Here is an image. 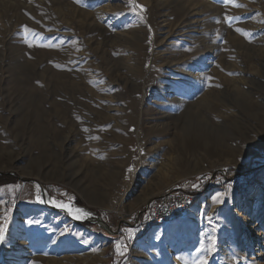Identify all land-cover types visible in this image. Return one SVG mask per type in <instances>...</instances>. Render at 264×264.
I'll return each instance as SVG.
<instances>
[{"label":"rangeland","instance_id":"374dc122","mask_svg":"<svg viewBox=\"0 0 264 264\" xmlns=\"http://www.w3.org/2000/svg\"><path fill=\"white\" fill-rule=\"evenodd\" d=\"M263 59L264 0H0V264H264Z\"/></svg>","mask_w":264,"mask_h":264},{"label":"trees","instance_id":"16d2710c","mask_svg":"<svg viewBox=\"0 0 264 264\" xmlns=\"http://www.w3.org/2000/svg\"><path fill=\"white\" fill-rule=\"evenodd\" d=\"M262 164H259L257 162H254L253 165L250 167L249 170H247L244 173H241L240 176H244L245 180L249 179L250 177H253L255 174H257L258 171H260V169L262 168ZM219 175L218 173L213 175L211 180L209 181L208 179H204L201 182V187H199V189L196 190V192L194 193V198L193 201L198 197L199 194H201L202 192H204L205 190H207L208 188L212 187V186H217L219 184V182L216 179V176ZM239 175V174H238ZM209 181V183H208ZM16 182V179L8 174H0V186L9 184V183H14ZM208 183V184H207ZM50 193L52 194H61L62 189L58 188V187H53V188H48ZM80 225H82L83 227L86 228H92L95 227L96 231L106 235L107 233L102 230L101 228L97 227L94 224H91L89 222H80ZM145 229V228H144ZM144 231H138L135 227H128L127 225L124 226L123 231L121 232V235L123 236V240H120V236L119 237V243H120V249H118L116 255V258L114 259L115 264H127L128 263V249L131 245L132 242V235H134L133 237H141L143 235ZM108 236L109 239H113L114 236H110V235H106ZM129 236V237H128ZM128 237V238H127ZM117 238V237H116ZM118 239V238H117Z\"/></svg>","mask_w":264,"mask_h":264},{"label":"built area","instance_id":"2783aa9c","mask_svg":"<svg viewBox=\"0 0 264 264\" xmlns=\"http://www.w3.org/2000/svg\"><path fill=\"white\" fill-rule=\"evenodd\" d=\"M192 203V197L189 194L179 196L174 193H166L161 197L159 203L153 207V211L146 224H160L179 215H183L189 211Z\"/></svg>","mask_w":264,"mask_h":264},{"label":"bare ground","instance_id":"6f19581e","mask_svg":"<svg viewBox=\"0 0 264 264\" xmlns=\"http://www.w3.org/2000/svg\"><path fill=\"white\" fill-rule=\"evenodd\" d=\"M179 9H180V11H183V10H185L184 9V6H179L178 7ZM264 60V59H263ZM70 90V89H69ZM70 92H72V94H77V91H70ZM68 93V95L70 94L71 95V93ZM79 92H81V91H79ZM205 104V105H204ZM204 104H201L200 106V108H205L206 106H209L210 104L209 103H204ZM208 108V107H207ZM188 116V115H187ZM40 195V194H39ZM44 202H45V200H44ZM49 202H50V200H49ZM45 204V203H44ZM50 205H52L53 203L52 202H50L49 203ZM49 206V205H48ZM63 206V205H62ZM66 206H68V205H66ZM50 207V206H49ZM61 207V206H60ZM75 208V207H74ZM70 209V208H69ZM69 211V210H68ZM74 211V210H73ZM72 212V211H71ZM79 218H83V217H86V218H88V219H91V220H95L94 219V217H91V216H87V215H84V214H81V213H79V210H76L75 212H74ZM179 222H177L175 225L176 226H179Z\"/></svg>","mask_w":264,"mask_h":264},{"label":"water","instance_id":"95a60500","mask_svg":"<svg viewBox=\"0 0 264 264\" xmlns=\"http://www.w3.org/2000/svg\"><path fill=\"white\" fill-rule=\"evenodd\" d=\"M41 188H43V187H41ZM43 189H44V188H43ZM84 221H90V222H95V223L97 222L98 225H99V224H102L101 221H100L99 219H97V220H84ZM84 221H82V220H77V223H78V222H84ZM99 226H100V225H99ZM103 226H104V225H103ZM103 226H102V227H103Z\"/></svg>","mask_w":264,"mask_h":264},{"label":"snow or ice","instance_id":"6c2138e0","mask_svg":"<svg viewBox=\"0 0 264 264\" xmlns=\"http://www.w3.org/2000/svg\"><path fill=\"white\" fill-rule=\"evenodd\" d=\"M228 2H231V0H228ZM143 10V9H142ZM0 231H2V230H0Z\"/></svg>","mask_w":264,"mask_h":264}]
</instances>
